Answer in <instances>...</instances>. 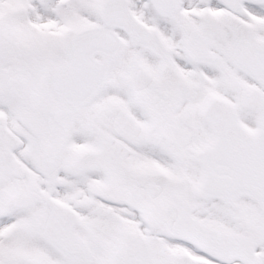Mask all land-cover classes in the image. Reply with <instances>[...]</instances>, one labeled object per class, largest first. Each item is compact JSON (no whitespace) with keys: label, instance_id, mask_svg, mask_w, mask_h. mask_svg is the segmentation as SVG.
<instances>
[{"label":"snow or ice","instance_id":"1","mask_svg":"<svg viewBox=\"0 0 264 264\" xmlns=\"http://www.w3.org/2000/svg\"><path fill=\"white\" fill-rule=\"evenodd\" d=\"M0 264H264V0H0Z\"/></svg>","mask_w":264,"mask_h":264}]
</instances>
